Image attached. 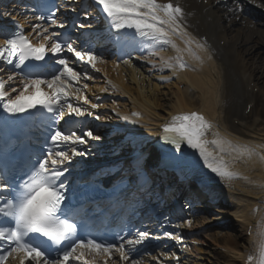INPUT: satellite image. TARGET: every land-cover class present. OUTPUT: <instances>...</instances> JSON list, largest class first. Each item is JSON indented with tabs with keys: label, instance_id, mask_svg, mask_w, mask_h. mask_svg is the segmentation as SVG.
<instances>
[{
	"label": "bare ground",
	"instance_id": "6f19581e",
	"mask_svg": "<svg viewBox=\"0 0 264 264\" xmlns=\"http://www.w3.org/2000/svg\"><path fill=\"white\" fill-rule=\"evenodd\" d=\"M87 1L65 0L59 4L63 10L70 9L69 14L58 16L59 21L64 23L63 28L75 22L77 32L81 29L84 31V28H102L101 19L92 7L86 6ZM206 1L203 4V0H172L184 10L181 24L187 35L183 39L177 35L171 37L181 50L179 55L187 65L184 68L176 65L178 53L171 45L154 47L153 42L146 38L143 39L145 43L139 46H131L127 40L115 48L110 45L105 49L94 47L93 50L100 57L95 62V69L77 62L73 55L69 57L63 54L81 73L78 84L67 89L72 93L68 102L81 107L86 114L82 117L66 114L61 120V130L65 134L72 131L81 134L91 129L95 136L100 137L77 145L86 155L73 158L75 174L91 170L96 167V162L110 161L115 154H118L115 155L116 159L120 160L146 147L152 152L151 159L161 162L159 150L153 144L160 142L165 150L167 148L160 139L162 125L170 122L175 115L190 112L200 113L211 122L212 129L206 137L208 140L214 139L213 133L218 132L234 144L251 146L258 153L251 158L238 153L223 154L227 167L238 174L229 180L211 173L203 166L198 154L185 147L178 156L181 163L195 166L206 178L224 180L229 185L228 196L224 195L229 209L215 210L213 212H217V215L207 217L206 213H200V209L190 208L184 212L182 221L175 219L173 223H167L168 220L162 219L151 225H142L139 233H146V237L140 243L129 246L133 249L131 259L138 261V264H154V261L155 264H213V261L246 264L249 254L256 256L259 233L264 230V159L261 158L264 157V127L257 125L264 123V102L259 99L260 94L264 96V21L261 18L258 21L257 16L245 11L238 0H221V3L219 0ZM250 1L255 6H264V0ZM80 10L85 11L80 13ZM7 12H3L2 16L8 19L19 17L26 25L28 34L36 40L32 27L38 24L31 23L35 19L26 16L28 11L13 10L12 15ZM40 28H50L56 32V28L60 27ZM73 31L76 32L75 29ZM104 32L105 40L114 45L118 43L115 33ZM199 36L207 39L208 47L200 42ZM87 39L85 33L81 34V38L74 42L77 50L88 45ZM185 39L193 43L186 45ZM223 39L226 43L219 46L217 41ZM2 43L3 39H0ZM197 44L203 47H197ZM118 48H124V51L119 53ZM131 49L132 55L129 52ZM165 62L172 63L173 67H165ZM9 83L14 84L16 89L21 85L20 80ZM254 87H258V93L252 92ZM90 103L97 107H89ZM246 104H251L247 114L244 112ZM64 110L67 113V104ZM233 121H237V125ZM135 135H139L140 139L124 140L127 136ZM210 149L215 151L214 146L210 145ZM67 150L70 154V148ZM215 188L214 192L220 193L219 188ZM147 206L150 210L155 207L152 202ZM163 213L162 218L165 216ZM227 221L231 223L214 225ZM213 227L217 229L207 231ZM229 236L240 241L239 248L220 244V240H226ZM147 238L162 241L156 252L153 251L155 248L150 249L143 243ZM84 254L91 261L95 259L97 264L100 254H90L86 250ZM102 256L104 264L106 257ZM10 264H18V261H10ZM107 264H131V261H121L119 253L114 252Z\"/></svg>",
	"mask_w": 264,
	"mask_h": 264
},
{
	"label": "snow or ice",
	"instance_id": "6c2138e0",
	"mask_svg": "<svg viewBox=\"0 0 264 264\" xmlns=\"http://www.w3.org/2000/svg\"><path fill=\"white\" fill-rule=\"evenodd\" d=\"M96 4L108 19L110 28L115 30L117 42L126 30H134L135 35L151 40L154 47L171 45L178 53L176 65L180 68L187 66L179 55L181 50L171 39L173 35L182 39L187 35L181 24L184 10L179 4L172 0L163 3L161 0H96ZM38 19L47 20L50 26L64 27L55 18V13ZM17 29L0 44V61L19 69V72L9 75L7 81L0 79V106L12 115L30 111L47 113L51 124H57L66 114L84 116V109L68 102L72 93L67 90L78 84L81 73L61 54L65 51L73 53L77 62L93 69L100 57L90 45L77 50L63 38V34L50 28L34 26L37 43H33L29 35H24L22 26L17 25ZM184 42L186 45L193 43L190 39ZM197 47L203 46L197 44ZM50 55L61 57L51 66L56 71H39L30 66L31 61L46 64ZM165 67L171 68L173 64L165 62ZM17 78L21 79L22 89L13 88L11 93L6 91L8 82ZM211 129V122L200 113H183L162 125L160 139L171 146L174 156L182 154L187 147L198 154L203 166L211 173L231 180L238 174L227 167L223 154L238 153L251 158L258 153L251 146L234 144L218 132L213 133L214 139L208 140L206 137ZM88 139L98 140L100 137L95 136L91 129L81 134L76 131L65 134L57 127L50 133L51 146L30 158V164L21 175L10 178L0 168V264H10V261H18V264H72L81 260L84 264H96L95 259L89 261L85 258L84 250L104 255V264L112 259L114 252L119 253L121 261L138 264L131 259L133 249L129 246L140 243L146 233H139V239L117 235L118 245L113 240L97 239L90 231L85 238L87 224L69 204L66 173L74 157L86 155L77 145L86 144ZM210 145L215 147V151L210 149ZM168 235L171 236L170 233ZM259 235L256 256L249 254L246 264H264V230Z\"/></svg>",
	"mask_w": 264,
	"mask_h": 264
},
{
	"label": "rangeland",
	"instance_id": "374dc122",
	"mask_svg": "<svg viewBox=\"0 0 264 264\" xmlns=\"http://www.w3.org/2000/svg\"><path fill=\"white\" fill-rule=\"evenodd\" d=\"M237 29H239V27H237ZM249 45V44H248ZM263 47H264V44H262V49H263ZM263 52H264V49H263ZM256 71H257V69H256ZM255 73V72H254ZM91 84H93V83H91ZM256 89V88H255ZM260 96V95H259ZM259 99H262V102H264V96L262 97V96H260V98ZM241 107H242V105H241ZM258 125V127H260V126H262V127H264V123H261V124H257ZM258 127H257V129H258ZM217 228H215V227H213V228H209V229H207V231H214V230H216ZM220 242V244H226V245H229V246H232V247H238L239 248V246H240V241L239 240H237L235 237H232V236H229L228 237V239H226V240H220L219 241ZM215 262V264H221L220 262H216V261H214Z\"/></svg>",
	"mask_w": 264,
	"mask_h": 264
}]
</instances>
